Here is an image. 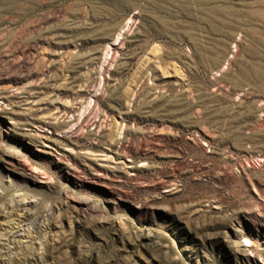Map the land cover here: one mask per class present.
I'll return each instance as SVG.
<instances>
[{"label":"rangeland","instance_id":"obj_1","mask_svg":"<svg viewBox=\"0 0 264 264\" xmlns=\"http://www.w3.org/2000/svg\"><path fill=\"white\" fill-rule=\"evenodd\" d=\"M0 264H264V0H0Z\"/></svg>","mask_w":264,"mask_h":264},{"label":"bare ground","instance_id":"obj_2","mask_svg":"<svg viewBox=\"0 0 264 264\" xmlns=\"http://www.w3.org/2000/svg\"><path fill=\"white\" fill-rule=\"evenodd\" d=\"M207 54V53H206ZM14 237V236H13Z\"/></svg>","mask_w":264,"mask_h":264}]
</instances>
